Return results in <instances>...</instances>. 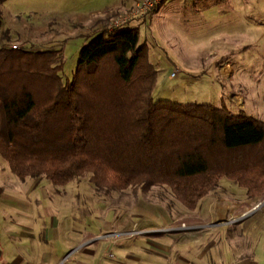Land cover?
Segmentation results:
<instances>
[{"label":"rangeland","instance_id":"1","mask_svg":"<svg viewBox=\"0 0 264 264\" xmlns=\"http://www.w3.org/2000/svg\"><path fill=\"white\" fill-rule=\"evenodd\" d=\"M137 1L5 0L1 30L8 31L12 47H62L66 80L86 36L111 29L132 14ZM184 2L190 3L188 20L180 14L165 22L169 15L163 18V11L151 19V10L146 20L126 22L139 28L158 69L154 97L209 103L264 121V0H218L217 15L216 0H197V6L212 9L204 22L193 15L194 0ZM92 248L96 264H135L136 258L264 264V197L249 198L224 177L191 209L165 186L147 192L98 189L89 174L64 185L43 177L19 180L0 156V264L19 258L73 264Z\"/></svg>","mask_w":264,"mask_h":264},{"label":"trees","instance_id":"2","mask_svg":"<svg viewBox=\"0 0 264 264\" xmlns=\"http://www.w3.org/2000/svg\"><path fill=\"white\" fill-rule=\"evenodd\" d=\"M128 24L88 34L63 80L62 47H12L0 18V156L10 171L55 185L89 174L111 191L165 186L191 209L224 177L264 197V121L156 99L158 69Z\"/></svg>","mask_w":264,"mask_h":264},{"label":"crops","instance_id":"3","mask_svg":"<svg viewBox=\"0 0 264 264\" xmlns=\"http://www.w3.org/2000/svg\"><path fill=\"white\" fill-rule=\"evenodd\" d=\"M167 1L169 0H165V2L163 3V5L156 11V13L151 17V19L154 18V16L159 15L162 11H163V18L165 17V15H169L168 17H165L163 20L165 22L170 21L171 18H173L172 16H176V15H180L183 14V16H186V20H188V16L189 13L187 14V8L190 7V3L188 4V2H184V0H171L172 2L167 5ZM173 3H179V6H171ZM197 0H194V8L193 9V15L198 14L199 15V21L204 22L205 20V15L206 14H210V12L212 11V9L210 7H203L202 5L197 6ZM215 9L216 12L215 14H219L220 13V8H219V4H218V0H216L215 2ZM121 5V4H120ZM119 5V6H120ZM237 97V96H236ZM240 98V97H238ZM241 99V98H240ZM28 235V233H25V236ZM88 245V244H87ZM166 252V253H165ZM164 252V254L168 255L170 252L168 250H166ZM169 252V253H168ZM158 252L155 251V254L161 257V254H157ZM129 256V254H128ZM61 260V259H59ZM136 263L135 264H157V263H141L139 258L135 259ZM188 263H165V264H190V260L188 259ZM97 263V256H96V251L92 249H88L84 255V258H82V261H77L76 263L73 264H96ZM7 264V263H6ZM10 264H27L25 259L19 258V259H15L13 261H11ZM36 264H51L49 263L48 260H42L39 261ZM113 264V263H111Z\"/></svg>","mask_w":264,"mask_h":264},{"label":"built area","instance_id":"4","mask_svg":"<svg viewBox=\"0 0 264 264\" xmlns=\"http://www.w3.org/2000/svg\"><path fill=\"white\" fill-rule=\"evenodd\" d=\"M164 0H138L132 14L126 16L123 20L113 24L111 28L125 24L128 20L137 17H147L151 10L156 9ZM16 47V46H13Z\"/></svg>","mask_w":264,"mask_h":264},{"label":"water","instance_id":"5","mask_svg":"<svg viewBox=\"0 0 264 264\" xmlns=\"http://www.w3.org/2000/svg\"><path fill=\"white\" fill-rule=\"evenodd\" d=\"M259 207H260V204L257 205L256 207H254L253 212H254L255 210H257Z\"/></svg>","mask_w":264,"mask_h":264}]
</instances>
